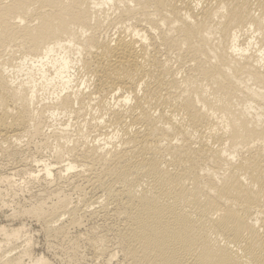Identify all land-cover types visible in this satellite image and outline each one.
Segmentation results:
<instances>
[{"label":"bare ground","instance_id":"bare-ground-1","mask_svg":"<svg viewBox=\"0 0 264 264\" xmlns=\"http://www.w3.org/2000/svg\"><path fill=\"white\" fill-rule=\"evenodd\" d=\"M27 137L83 182L31 210L48 237L105 218L127 264H264V0H0V153Z\"/></svg>","mask_w":264,"mask_h":264},{"label":"rangeland","instance_id":"rangeland-1","mask_svg":"<svg viewBox=\"0 0 264 264\" xmlns=\"http://www.w3.org/2000/svg\"><path fill=\"white\" fill-rule=\"evenodd\" d=\"M21 51L23 52V49ZM16 62L19 61H15L13 67ZM17 78L18 81H23L26 78L25 72L19 73ZM22 142L19 146V148L21 147L20 150L22 149L20 153L18 150L17 154L12 157L0 153V227L7 230L23 228L26 236L8 243L0 252L5 249L14 250L13 255L17 256L28 247L32 258L43 257L51 264H127L117 250L114 236L108 230L110 222L108 220L105 222V218L86 220L83 227L71 228L65 239L48 237L43 231L39 218L32 215L31 210L42 206L47 211L59 204V201L64 200L65 197L68 198V202L77 204L80 198L78 188L82 186L83 182L81 183L78 178L75 179L77 181L74 180L73 182L71 179L72 181L67 182L57 177L58 174L55 171L59 169L58 165L54 167L56 170L53 172V178L45 180L44 171L41 170H43L45 162H54L52 161L54 159V147L51 146L52 149L50 143L48 145L41 144L43 140L32 139L31 137L23 139ZM25 161L33 162V164L26 165ZM23 165L26 167L25 171L27 169L31 171L27 170L28 172L24 171L13 175L12 172L15 173V170L23 167ZM31 172L39 177L35 180L30 179L29 173ZM7 175L14 176L11 183L3 180ZM100 236H105L108 240V253L106 255H97L88 242L93 237ZM1 238L0 236V240ZM27 238L30 239L28 246L25 243ZM109 254H114L115 257L110 260ZM30 256L24 258L25 263L30 261Z\"/></svg>","mask_w":264,"mask_h":264}]
</instances>
